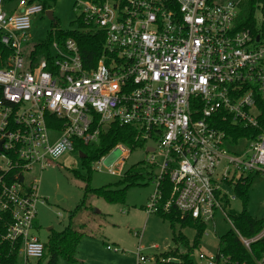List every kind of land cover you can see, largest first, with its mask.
<instances>
[{"label":"built area","instance_id":"obj_1","mask_svg":"<svg viewBox=\"0 0 264 264\" xmlns=\"http://www.w3.org/2000/svg\"><path fill=\"white\" fill-rule=\"evenodd\" d=\"M243 1L76 0L85 25L106 38L104 54L88 68L73 38L55 41L50 57L36 59L32 18L46 14L44 6L0 0V219L12 218L0 252L7 243L25 264L45 257V243L34 234L37 205L44 202L36 169L75 153L79 144L97 147L116 123L134 130L136 143L113 149L123 157L109 174L125 177L131 150L145 148L146 165L156 171L150 215L169 179L166 209L174 205L209 227L231 209L244 178L264 176V132L235 143L225 128L257 129L263 114L264 29L240 28ZM237 234L249 250L264 237V231L254 239ZM200 260L230 264L219 251ZM146 261L139 253L136 264Z\"/></svg>","mask_w":264,"mask_h":264},{"label":"rangeland","instance_id":"obj_2","mask_svg":"<svg viewBox=\"0 0 264 264\" xmlns=\"http://www.w3.org/2000/svg\"><path fill=\"white\" fill-rule=\"evenodd\" d=\"M75 6L76 0H57L51 10L54 21L46 14L34 16L30 32L31 44L48 41L55 27L64 32L76 31L79 14L76 13ZM255 19L260 30L264 29V5L256 12ZM24 51L27 54L30 48L26 47ZM245 144L242 143V146ZM122 157L121 149L112 150L102 163L93 164L90 172L83 166L82 158L76 151L66 154L42 171L36 169L34 177L39 181L38 195L44 202L37 205L34 234L46 244L52 230L62 232L69 226L71 214L85 200L87 182L84 178L92 176L91 186L94 189L115 187L122 181L124 177L109 174L111 166ZM149 158L150 154L145 148L131 150L128 160L125 161V172L146 166ZM120 167L116 169L119 170ZM151 172L156 175V171ZM156 190V182L146 179L142 184L128 190L125 204H110L102 198L90 195L88 201L91 210L77 221L78 225H85L87 230L85 238L78 246L75 264H136L139 253L146 257L145 264H172L163 257L165 253L177 248L181 253H186L188 247L185 244L178 247L174 243L171 224L143 209L144 206L147 207ZM242 209L243 202L237 196L231 209L218 213L210 223L201 247L192 253L196 264H206L200 260V255L216 254L220 238L233 230V225L225 213L241 212ZM247 209L253 218L264 219V176L261 174H255L249 190ZM176 229L177 234L182 233L192 244L196 235L194 229H183L179 225ZM107 246L116 247L119 251H110ZM48 260H30L27 264H48ZM19 264H25V261L21 258ZM57 264L73 263L60 258Z\"/></svg>","mask_w":264,"mask_h":264},{"label":"trees","instance_id":"obj_3","mask_svg":"<svg viewBox=\"0 0 264 264\" xmlns=\"http://www.w3.org/2000/svg\"><path fill=\"white\" fill-rule=\"evenodd\" d=\"M13 1V0H11ZM39 2L44 6L45 11H51L52 6L56 4L57 0H32ZM88 2L101 4L106 0H86ZM225 1V0H213ZM264 5V0H248L242 3L241 8L243 14L240 19L241 29H250L255 34L260 33V28L255 19V14ZM78 29L76 31L64 32L57 27L51 32L48 41L37 44L36 51L33 56L38 58L50 57L51 47L55 41L63 45L66 40L75 39L81 50L84 63L88 68H94L98 64L102 55L104 54L105 35L101 32L90 30L83 19L79 17L76 21ZM263 30V29H262ZM0 32V50L4 47L1 43ZM263 111L260 117V127L257 129H246L243 126L225 125V128L232 137V141L237 143L243 139L257 138L264 132V104L259 105ZM53 125H51L52 127ZM136 143V134L130 127L121 126L120 124H113L106 133L100 136V144L97 147H85L79 144L77 151L83 155V166L92 172L93 164L99 162L103 157L107 156L119 144L130 146ZM140 146V145H139ZM151 168L141 166L133 168L126 172L122 181L112 186H106L100 189H94L91 186L92 176L84 178L87 182L85 200L75 209L70 216L69 226L62 232H55L52 230L49 241L45 244V257L41 260L49 259L48 264H57L60 258L75 264L77 249L83 238L86 236V226L78 225L77 221L85 214L89 213L90 203L88 197L90 195L104 199L110 204H125L127 192L130 188L142 184L146 179L150 182L156 181V175L151 172ZM255 175L249 174L244 178L236 188V194L243 202V209L241 212L230 211L227 213L229 220L233 225V230L220 238L219 252L230 260V264H258V261L264 260V237L254 242L251 249H247L241 242L237 232L247 239H254L264 231V219L258 220L253 218L248 212L247 206L249 201V190L253 183ZM161 201L159 203L156 215L165 221H168L173 229V241L178 247L185 244L188 247L186 253H181L180 249L171 250L165 253L163 257L165 260L177 259L180 264H196L192 253L199 249L202 245V239L206 234L208 225L200 221H196L190 217L183 216L174 205L166 209V205L171 200L172 185L169 179L160 187ZM2 189L0 188V196ZM10 215H3L0 219V237L7 232L8 225L11 223ZM181 228L194 229L195 237L190 244L188 238L182 233L177 234L176 226ZM1 241V238H0ZM0 264H19L18 250L12 251L9 244L4 243L0 252Z\"/></svg>","mask_w":264,"mask_h":264},{"label":"water","instance_id":"obj_4","mask_svg":"<svg viewBox=\"0 0 264 264\" xmlns=\"http://www.w3.org/2000/svg\"><path fill=\"white\" fill-rule=\"evenodd\" d=\"M46 16L51 20V21H54V13H53V11H48L47 13H46ZM0 149L2 150V144H0ZM80 156H81V158H83V155L82 154H80ZM172 264H179L180 263V261H178V260H171L170 261Z\"/></svg>","mask_w":264,"mask_h":264},{"label":"crops","instance_id":"obj_5","mask_svg":"<svg viewBox=\"0 0 264 264\" xmlns=\"http://www.w3.org/2000/svg\"><path fill=\"white\" fill-rule=\"evenodd\" d=\"M144 208L146 209L145 206L143 207V209H144ZM206 232H207V231H206ZM84 238H85V237H84ZM84 238H83V239H84ZM82 241H83V240H82ZM167 253H168V252H167ZM171 260H177V259H171ZM171 260H170V261H171ZM178 261H179V260H178ZM158 262H160V261H158ZM170 263H171V262H170ZM179 264H180V263H179Z\"/></svg>","mask_w":264,"mask_h":264}]
</instances>
